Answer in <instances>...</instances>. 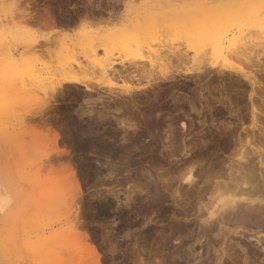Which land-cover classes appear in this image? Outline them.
<instances>
[{
	"label": "rangeland",
	"instance_id": "374dc122",
	"mask_svg": "<svg viewBox=\"0 0 264 264\" xmlns=\"http://www.w3.org/2000/svg\"><path fill=\"white\" fill-rule=\"evenodd\" d=\"M107 1L103 0L102 8L109 4L110 7H104L106 11H103V14L108 17L109 14L105 12H109L113 8L114 22L117 23L127 21V19L129 21L135 20L147 9L156 10V4L154 1H151V4L150 0H113L112 3ZM89 2V0H0V74H2L1 69L6 68V64L9 62L7 61V53L10 51L17 52L15 57L19 59L20 63L26 61L27 63H37V66L41 67L40 69L52 73H55V68L62 58L69 57L74 61L81 60L82 63L89 64V71L83 72L82 76L91 86H95L99 90L98 93L94 92L91 96L85 97L83 86L65 88L68 94L67 101H71V104L74 105L73 111L78 112V114L85 112V116L83 115L85 120L82 119L79 122L83 128L86 127L85 125L91 115V113L89 115V109L94 112L92 115L99 119H103L105 116L106 122L101 119L105 125L103 124V130L100 129V133L110 132L108 137L106 134L101 135L108 143L111 142L110 146L104 147L102 145V147L101 144H96L95 148L90 146L91 149L87 150L83 148L81 150L76 146L75 136L70 131L71 128L69 129L71 126H69L64 113L62 114V107L67 101L58 99L53 104L55 109L52 106V112L50 110L48 114H45V117L53 113L57 114L58 116L55 118L61 122L55 119L57 124L49 123V127L60 133L58 140L60 146H58L59 150H63H61V154L56 155L63 156L62 164L56 166L60 168V166L63 167L62 165L69 163L80 183L77 203L70 216L78 221L77 225H81H78L80 233L83 232L89 242L96 247L102 264H264L263 201L253 203V210L256 214L251 220L249 218L241 223L245 229L238 228L235 230L236 228L230 225L231 222L229 225L232 227L229 226L230 228L223 227L221 231L216 230L210 235L203 234L200 225L203 224V221L196 216L201 212L204 213V218L207 216L205 207H202L204 203L209 201V194L203 196L206 186L213 188L217 181L227 179V173L230 170L228 166L233 159L231 157L234 152L233 149L239 144V135L241 134V138H244V127H248L250 130L253 114L252 103L254 102L255 106L258 104V107L256 106L259 110L257 114L264 125V102L260 97L262 93L264 96V88H257L259 91L256 90L255 93L259 96H254L252 102L250 98L251 87L245 78L242 79L243 77L240 76L238 78L236 74L231 75L228 72L223 74L224 76L219 75L217 71L211 69L212 71L209 70L210 72L204 73L203 77H197V73H195L196 75L185 76V73L179 72L181 74H175L168 80L170 82L156 83L157 87L154 89L147 83V79L140 75L138 77L141 79L135 78L133 80H129V78L125 80L124 77L114 78L112 87H114L115 92L110 96L112 99L107 95L105 100L110 99L109 101H99V94H106L105 89L108 83L106 84V80L97 72L98 66L95 63L94 66L92 65L91 62L94 58L86 54L88 51L84 38H82L84 36L82 31L84 14L88 10L98 13L97 10H93ZM75 3H79V5ZM58 4H61V8L65 10L61 9ZM65 5L67 6L65 7ZM86 8L89 9L86 10ZM90 8L92 9L90 10ZM48 9L55 21L59 19L56 22H62L68 17V20L71 17L76 20L74 26H71L72 28L64 27L67 29L68 36L64 35L66 33L63 32L62 26L51 28V26L47 27V25L41 24L43 20L39 16L48 17L46 16ZM108 9L110 10L108 11ZM29 17L32 19H28ZM91 18L97 20V18ZM25 19L28 21L26 22ZM60 22L56 23V26L60 25ZM85 26L90 27L91 25ZM95 28L97 26H91V29L94 30ZM242 30L240 35L246 34L247 38L250 37L264 44V23L245 25ZM164 34L166 35L163 36ZM163 35H158L160 40L153 39L152 46L149 42V47L146 42L147 48L142 46V50L138 51L134 50L135 46L133 48L130 45L128 47V45L116 44L114 48L113 45V47L110 45L109 51L112 57L119 62L116 68L122 69L121 61L128 64L129 61L133 62L132 60H134L138 67H133L132 64V67L129 65L130 67L127 68L129 71L138 73L137 70L139 67L145 66L149 56H154L151 50L159 48L161 50L160 46L162 45L164 46V48L162 46V50L169 46L175 45V47L183 48L186 45L181 36L168 35L167 33H163ZM250 38L246 40H250ZM167 44L168 47H166ZM34 48L37 49H35L37 52L34 51ZM103 52V50H99L98 58L104 55ZM261 52L264 55V49ZM190 54L192 55L193 51H190ZM90 64L93 66V70L97 69L93 71ZM147 64L149 63L147 62ZM24 66L22 69L26 67ZM46 76L48 77V75ZM237 78L245 86L240 83L237 84ZM146 84L150 88V91L147 88L149 93L143 91L146 94H141L137 90L135 92L138 95L133 94L135 98H131L133 95L119 92L126 85H139L142 92L143 88H146ZM239 87H242L244 91ZM35 89L33 88L34 92L31 90V96L28 94L29 99L26 95L28 100L19 99L17 106L15 103L12 104V107L9 106L10 115L8 112L0 114V126L3 132H0L3 134L2 136L0 134V137L6 138L0 141V187L2 186L0 193L4 200V206L0 208V257L3 258H0V260L2 259L0 264H47L50 256L46 255L49 259L45 262L44 258L46 259V257L42 256L43 258H41V254L34 251L33 242L38 240L39 236L41 239L46 238L62 227H66L64 223L67 216L61 215L63 209L62 212L57 210V207H53L56 210L49 209L51 205L47 206V204L41 205L44 208L39 209L41 206L37 204L40 203L37 200L39 201L40 196L37 195L38 193L40 195L42 190H46L45 187L43 186V189L40 186L41 189H38L40 192L37 191L38 193H36V185L32 187L31 185L28 186L29 183H26L27 185L23 183L24 179V182L27 181L22 173L26 172L25 163L28 160H22V151L24 144L30 143L28 139L33 136L31 135V132L33 134L34 131L33 128H37L35 131L40 138L36 140L38 138L34 134L35 139L31 137L34 141L42 143L51 137L48 135V126L39 123L44 115H41V111L39 112L41 108L38 109V106H43L44 97L52 101L55 99L50 96L47 97L48 91L51 93L49 86H45L44 89L35 87ZM70 92H74L73 94L78 97L74 95L70 97ZM83 96L87 99H83ZM76 98L78 99L76 100ZM21 103L23 105L20 106L23 109H19L20 111L15 109ZM29 116L36 118V120L32 117L30 119ZM121 118L129 125L135 123L134 126L136 127L131 128L129 125L125 127L119 124ZM31 120L33 121L31 122ZM111 121L113 126L108 125ZM28 130L30 132H27ZM255 130L254 139H260L264 143V131ZM231 132H234L235 135L229 134ZM43 133L46 134L43 135ZM228 134L229 136H227ZM24 136L26 137L24 138ZM250 136L252 139V135ZM226 140L229 144H226ZM111 145L112 147L115 146L114 149H111ZM249 146H247L248 150L251 148ZM252 152L251 149V156L249 157L254 159L251 161L253 165L257 164L258 157ZM236 158L234 157L235 160ZM22 162L25 164L24 169H22ZM193 163L196 180L194 185H189L187 182L180 181L179 178L182 176L181 173L185 171V166ZM259 166V164L256 165L258 180L255 182L257 183L255 187L264 193V180L259 177ZM46 169H42L44 173L41 172L43 175L41 178L47 175L48 170ZM22 184L29 189L27 188V190L26 186L24 188ZM221 187L224 193H227L225 186L222 185ZM33 197L35 200L32 199ZM248 205L249 203L242 202L241 209L247 208ZM37 206L42 212L35 208ZM200 206L202 207L201 211L199 210ZM128 212L132 213L131 220H126L124 216ZM233 218L231 221L237 217ZM9 235L12 239L6 243ZM28 249L34 252L31 253Z\"/></svg>",
	"mask_w": 264,
	"mask_h": 264
},
{
	"label": "bare ground",
	"instance_id": "6f19581e",
	"mask_svg": "<svg viewBox=\"0 0 264 264\" xmlns=\"http://www.w3.org/2000/svg\"><path fill=\"white\" fill-rule=\"evenodd\" d=\"M89 1H90L89 2L90 5H92L91 7L93 8V10H97L98 13H96L95 11H92L91 10L92 8H90L91 11L88 10L89 8L88 9L86 8V10H88V11L86 13L84 12L85 13L84 14L85 19H83V16H82L83 14L81 15L82 19H83L82 22L84 24V28L82 30L84 36L82 38H84L86 49L88 51V53H86V54L89 55L90 57L92 56L94 58V59L92 58L93 61L91 59L92 65L94 66V63H95L98 66L97 72L100 73L102 78H104L106 80L105 83L106 84L108 83L107 88L106 87H105L106 89L104 88L106 90V94H102V95L99 94V97H98L99 101L100 100L102 102L109 101L110 99L105 100L107 95H109V97H110L111 95L114 94L115 90H114V87H112V84L114 82V80H113L114 78L116 79L118 77H124L125 80H128L126 78H129V80H133L135 78L141 79V77H144L145 79H147V83H149L151 88L153 87L152 89H154L155 87H157L156 83L161 82V81L170 82L168 80L171 79L172 77H174L175 74H177L179 72L185 73V76H188V75L192 76V74L197 73V75H198L197 77H199V76H202L204 73L206 74L211 69H214L215 71H217L219 73V75H223V74L228 72L231 75L236 74L238 76V78H239V76L243 77L242 79L245 78L249 82V85L251 87L250 98H251L252 102L254 100V96L256 97V95H257L255 93V91L258 90L257 88H264V60H263L264 55L261 52V50L264 49V44H262V42H258L257 40H254L250 37L247 38L246 34L240 35L241 34L240 31L243 32L242 28L245 25H249L252 23H264V0H150V2L154 1V3L156 4V7H155L156 10H148L147 9L141 15L139 14L140 16L137 17L135 20L129 21L127 19V21H122L119 23L114 22L115 16L113 14L114 13L112 10L113 8L111 9V11H109L110 9H108L109 12H105V13L109 14L108 17H105V15L103 14L104 13L103 11H106V9L104 7H107V6L110 7V4L105 5L102 8L103 0H97V2H95V0H89ZM112 1L113 0H111V1L108 0L107 2L112 3ZM59 2H61V1H59ZM81 3H82V1H81ZM61 4L64 5L63 3H61ZM61 4H58L60 6V8L62 6ZM68 4H70V3H68ZM75 4H77V3H75ZM151 4H152V2H151ZM77 5H79V3ZM66 6L67 5H65V7ZM111 6L114 7V5H112V4H111ZM152 6H154V5H152ZM61 9H63V8H61ZM63 10H65V9H63ZM63 10H62V14H63ZM99 10H100V12H99ZM77 12H79V11H77ZM46 13H47V10H46ZM49 13H51V11L48 9V14ZM48 14L46 15L48 17L43 16L45 18H42L41 16H39L43 20V23H41L40 21H38V22H40L43 25L44 24L47 25V27L51 26V28L52 27L56 28V27L62 26L61 28H62L63 32L66 33L64 35L68 36V34H67L68 32L66 30L70 29L71 26L73 27L76 20L71 16L70 17L73 19L70 18V20H68L69 17L67 16L68 17L67 19L63 20L62 22L59 21L61 24L56 26V23H59L56 21L59 19H56V21H55V19L52 18V16L50 14L49 15ZM64 15H65V13H64ZM77 15H79V14L77 13ZM31 17H33V16H31ZM31 17H29L28 19H32ZM91 17L97 18V20H95V19L93 20ZM64 18H66V17H64ZM28 19L27 20L25 19L26 22L28 21ZM66 20H68V21H66ZM80 20H81V18H80ZM76 23L78 24V22H76ZM85 25H91L94 27L97 26V28H95L93 30V29H91V26L90 27L88 26L89 27L88 28ZM64 27H67V29ZM75 27H76V25H75ZM250 31H252V30H250ZM163 33H167L168 35L173 34V35L181 36L186 43L185 47H183V48L182 47H175V45L168 47V44H167L166 47H168V48H165L163 50H162L163 45L160 46L161 50H160V48L151 50L152 55H154V56H152V57L149 56L150 58L147 60V62L149 64H147V62H146L147 65L145 64V66L139 67V69L137 68L138 73H134L132 71H129V69L127 68V67H130L132 64H133V67L136 66V63H134L135 62L134 60H132L133 62L129 61L128 64H127V62L121 61L120 63L122 64V69L118 70L116 68V65L119 62L116 61L112 57V54L109 51L110 45H111V47L114 46V48L116 47L115 46L116 44L117 45H123V46L128 45V47L130 45L133 48L135 46L134 50L138 51L140 49L142 50L143 47L146 49L148 46L147 44H149V47H150V43L152 42V40L156 39V38L159 39L158 35L159 34L163 35ZM252 33H253V31H252ZM165 35L166 34H164L163 36H165ZM57 36L59 37V35H57ZM248 36H250V35H248ZM249 38H250V40H246ZM146 42H147V44H146ZM158 42H160V41H158ZM144 44H146V45H144ZM151 46H152V43H151ZM163 48H164V46H163ZM35 49L36 48H34V51L37 52L36 51L37 49L36 50ZM99 50H103L104 55L102 57L98 58V56L100 55ZM151 51H150V54H151ZM190 51H193L192 55L190 54ZM28 52H30V51H28ZM16 54H17V52H15V51L14 52H12V51L8 52L7 53V61H9V62H8V64H6L7 66L5 65L6 68L1 69L2 74H0V114L1 113L2 114L7 113L9 111V106L11 105V107H12V104L14 105V103H15V106H17V101L28 100L29 96H31L30 92H31V90L33 91V88L35 89V87L36 88L39 87V88L44 89L45 86H49L51 88L52 95H51L50 91H48L49 94L47 97L50 96L51 98H53L55 100L52 101L49 98H45L44 95H42L41 92H39L41 94V96L44 97V99L41 97L44 101L42 100L43 103H42V101H40V103H42V105H43L42 107L38 106L39 107L38 109L41 108V110H39V112L41 111V115H44V118H41L42 121L39 123H40V125L45 124L46 126H48V132L49 133L47 131H46V133H48V135L51 137H49L50 139L47 138V141L45 140V142H42V143L40 141L36 142V140H39L40 138H38L39 135H37V131H35L37 128L32 127L34 129V131L32 129L33 134L31 132V135H33V136H30V138H29L30 141L28 139V142H30V143L24 144V148L22 151V160L23 159H25L26 161L28 160L26 163L24 160V163L26 164L27 168H26V172L24 171L22 174H24V177L27 179V181L24 182V180H25L24 179L23 183L24 184L29 183L28 186L31 185L32 187L34 185H36V189H37V190L35 189L36 193L40 192V191H38V189H41L40 186L43 189L45 187L46 190H42L45 195L42 193V191H41L40 195H39V193L37 195V196H40L39 201L37 200L39 197L36 199L37 202H40L37 204L38 205L40 204V206L41 205L45 206L46 204H47V206L51 205L49 207V209L50 208L53 209V207H55V208L57 207L56 209L59 211H61L63 209V212L61 211L63 214L60 212L61 215L67 216L66 222L64 223V224H66V227H62V228L60 227L61 229H59V231L53 232L52 234H50V236L48 235L49 237L46 236V238L44 237L41 239L39 236L37 238L38 240L33 242V245L34 246L36 245L35 248L33 246V249L35 252H37V254H41V258L46 257V259L44 258L45 262H47L46 260L49 259V258H47L46 255L50 256V260L47 262V264H102V262L100 261V258H99L100 254L98 253V250L96 249V247H94L89 242V240L86 238V236L83 235V232L80 233L81 231H79V227H78L79 224L77 225L78 221L74 220L75 218L70 217L71 212L74 211L73 208L76 206V203H77L76 201H77V195H79L80 183H79V180H78V178L74 172L73 167L69 163H68V165H62L63 167L60 166V168H58V166L62 164L61 161L63 160L62 155H60V157L56 156V155H59L62 153L61 152L62 149L59 150L60 145L58 144L60 133L57 130L49 127V125L51 123H52V125L54 123H56L55 119H57V118H55V117H57L58 115L53 113L52 115L45 117V114H48V112L52 109L54 102L58 101V99H62V101H64V102L67 101L68 94L66 92L67 89L65 90V88H67V87L83 86L85 88V90H84L85 97L91 96L92 93L99 91L96 89L95 86H91L82 76V73L86 72L89 69L88 68L89 64H86V63L84 64V62L82 63L81 60L74 61L72 59H69V57H65L59 61V64L55 68V73L45 72L43 69H40L41 67L37 66V63H29V62L27 63V61L23 62V63L21 62L22 67L24 65L26 66V67L24 66L25 68L22 69L19 59H17L15 57ZM90 66H91V64H90ZM93 66H91L92 70L94 69ZM136 67H138V66H136ZM6 69H9V70L7 71ZM95 70H93V71H95ZM137 71H135V72H137ZM181 73H179V75ZM46 75H48V77ZM139 75L141 77H138ZM235 81L237 82V80H235ZM232 82L233 81L231 80V83ZM239 83L241 85L245 86V84L242 83L238 79L237 84H239ZM153 84H155V85L152 86ZM238 86H240V85H238ZM242 87L241 88L239 87V88L242 91H244V89ZM147 88L148 87L146 84V88H143V90L141 92L140 89H142V88L139 85L138 86L126 85L124 88H122L120 91L119 90L118 91L122 92V93L129 94L130 96H132L133 94L134 95L137 94L136 93L137 90H138V92L140 91L141 94L147 92ZM149 89L150 88H148V90ZM143 91H145V92H143ZM73 93L70 92L69 96L71 97V95H74ZM147 93H149V92H147ZM28 94H29V96H28ZM26 95H27L28 99H26ZM134 95L131 98H133ZM262 95H263V93L260 95V97L262 98V100L264 102V96H262ZM96 96H97V94H96ZM130 96H129V98H130ZM257 96H259V95H257ZM75 97H78V96H75ZM85 97L83 96V99H87ZM118 97H120V95ZM41 98H39V99L41 100ZM110 98L112 99V97H110ZM77 99L78 98H76V100ZM111 101H113V100H111ZM92 103H93V101H92ZM24 104H26V103H24ZM20 105H23V104L22 103L19 104L18 105L19 107H17V108H15V106H13V107L15 109H18V110L23 109ZM54 106H53V109H55ZM256 106H255V102L252 103V108H253L252 113L253 114H252V123L250 125V130L248 127L243 128V131L245 134L244 138H241V136H240L241 134H240L239 135V142H238L239 144H237V145L235 144L236 145L235 149H233L234 152L232 153L231 157H233V159H234V157H237V158H236V160L234 159V161L232 159L230 166H228L230 168V170L227 173V179L223 178L224 179L223 181H220V180L217 181L216 185L213 186V188L211 186H206V188L204 189L205 194L203 196H206L209 194V201L204 203L202 206V207H205V209H206L205 213H207V216L204 218L203 212H201V213L199 212L200 214L196 215L198 218H201V220L203 221L202 222L203 224H200L202 227V230H203V234L210 235L211 233H214L216 230L221 231V229L223 227L224 228L225 227L230 228L233 226L234 228H236L235 230H238V228H244V226L241 223L245 222L249 218H250L249 220H251V218H253L256 214L255 210H253V203L254 202H261V201L264 202V193L262 191H260V189L258 190L255 187V185L257 184L255 182L258 180V176H257L258 173L256 174V171H258V170H256L257 164L260 165L259 166L260 167L259 177L264 180V148H263L264 143L260 139H258V140L254 139V132L256 131L255 129L259 130V132H262V131H264V125L262 124V121L259 120V117L257 114V111H259V110L257 108L258 106L257 107ZM38 109L37 108L35 109V110H37V113H38ZM73 109H74L73 103L71 104V101L70 102L67 101L66 103H64V107H62V110H63L62 114L64 113V115L66 116V120L69 123V126H71V127H69V129L71 128L70 131L74 134L73 136H75L76 146L80 149L83 148L86 150L89 148L91 149L90 146H94V148H95L96 144H101V146L103 145L104 147L110 146L109 144L111 142L108 143L104 139V137H102V136H104V134H106L108 137V135H110V132H108V133L101 132L102 134L100 133V131H101L100 129L103 130V128H102L103 124L106 122L105 116H103L104 117L103 119L105 120V122L103 123V121H102L103 119L100 117L102 119L101 120L98 117L93 116L92 115L93 111H90V109H89V115H90V113H91V115L89 117V120L87 121V124L85 125L86 127L83 128V125H79V122L83 119V115L85 116V112H82V114L80 112V114H78V112H76V111L74 112ZM52 110H51V112H52ZM22 112H24V111H22ZM33 112L36 113L35 111H33ZM59 112H61V111H59ZM17 113H18V111H17ZM8 114H9V112H8ZM93 114H94V112H93ZM101 114H103V113H101ZM31 117L29 116L30 119L34 118V117L31 118ZM34 119L36 120V118H34ZM57 120L59 121V119H57ZM83 120H85V119H83ZM32 121L33 120H31V122ZM25 122H27V121L25 120ZM119 124L124 125L125 127H128L126 125H129V124L125 123L123 121V119L119 121ZM45 125H43V126H45ZM108 125L113 126V122L111 121ZM134 125H135V123H134ZM134 125L130 124L129 127H131V128L136 127ZM58 126L62 127L59 124H58ZM80 126H82V127H80ZM30 130H28L27 132H30ZM0 132L3 133L1 126H0ZM46 133H43V135H45ZM111 133H113V132H111ZM34 134L37 135V138H38L35 141H34V139L36 136ZM39 134H41V133H39ZM229 134L235 135L234 132H231ZM229 134L227 136H229ZM2 135L3 134H1V136ZM250 135H252V137H253L252 139L250 138L251 137ZM25 137L26 136H24V138ZM31 137H33L34 139H32ZM46 137H47V135H46ZM77 138H79V139H77ZM2 139L5 140L6 138L0 137V141H2ZM31 140H32V142H31ZM251 140H253L252 141L253 143L251 142ZM226 144H229L227 140H226ZM246 145L251 146V148H249L250 150H248V147ZM111 147H112V145H111ZM114 147H112L111 149H114ZM26 148H27V150H26ZM98 149H99V147H98ZM251 149L253 151L252 153L256 154L258 157L257 164H253V165L251 164V161H254L253 158L249 157V156H251V153H250ZM115 150H117V149L115 148ZM22 164H23V162H22ZM25 164L22 165V167H23L22 169H24ZM250 164L252 165L251 167H250ZM46 165H47V167H46ZM56 165H58V166H56ZM236 165H237V167H235ZM248 165H249V167H248ZM43 166L45 168H42V169L45 170L47 168L46 170H48L47 171L48 173H47V175L44 174L45 175L44 178H41V176H43L41 174V172H42L41 167H43ZM257 169H258V167H257ZM184 170L185 171H183L181 173L182 176H181V178H179V180L183 181L185 183L187 182L189 185H194L195 180H196V175L194 172V163L188 164L187 166H185ZM42 173H44V172H42ZM178 177H179V175H178ZM24 184H22L23 187L27 185V184L26 185H24ZM222 185L225 186L227 193H224V191L222 190V187H221ZM178 186H179V184H178ZM27 188L29 189V187L26 186V189ZM41 194H43L44 196L43 195L41 196ZM155 196H157V195H155ZM41 197L42 198L44 197V198L42 199ZM129 197H130V195H129ZM32 199H34V197ZM160 199H161V197H160ZM42 201H45V202H42ZM242 202H247V203H249V205L251 204L250 206H252V207H250L248 205L247 208L245 207V208L241 209ZM159 203H160V201H159ZM3 206H4V200H3V197L0 193V208H3ZM202 207L201 206L199 207L200 211H201ZM35 208L38 209V206ZM41 208H42V206L39 209H41ZM56 209H53V210H56ZM191 209H193V208H191ZM245 209H247V210L242 211ZM39 211L42 212V210H39ZM36 212H38V211H36ZM245 212H247V213H245ZM52 215L54 216V214H52ZM124 216L126 217V220L132 219L131 218L132 213H129V212L125 213ZM231 216L237 217V218L234 221H231L233 218ZM231 222H232V224H230ZM229 224L232 226H230ZM79 226H81V225H79ZM57 230H58V228H57ZM216 236H217V234H216ZM11 239H12V237H11V235H9L7 237L6 243L11 241ZM42 243H43V246H41ZM29 248H32V247H29ZM28 251H29V249H28ZM29 252H31V251H29ZM33 252H31V253H33ZM37 254H35V255H37ZM0 258H2V257H0Z\"/></svg>",
	"mask_w": 264,
	"mask_h": 264
}]
</instances>
